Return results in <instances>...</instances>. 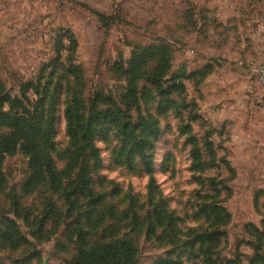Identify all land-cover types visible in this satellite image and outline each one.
<instances>
[{
	"label": "rangeland",
	"instance_id": "obj_1",
	"mask_svg": "<svg viewBox=\"0 0 264 264\" xmlns=\"http://www.w3.org/2000/svg\"><path fill=\"white\" fill-rule=\"evenodd\" d=\"M222 20L227 26L219 25ZM151 46H168L171 52L166 85L174 74H185V90L171 96V102L153 92L140 96L139 108L131 109L135 117L140 112L158 121L152 153L160 197L185 232L202 225L197 212L205 200L224 206L229 221L223 227L220 257L231 264H250L252 244L258 242L250 225L264 229V104L257 109L250 100L251 69L264 65V0H0V76L13 95L33 83L41 94L32 87V100L43 96L51 81L50 101L57 103L59 115L58 150L69 141L63 110L70 78L55 74L56 65L73 59L83 70L85 95L104 91L119 100L126 81L116 75L115 64ZM208 63L213 71L203 78ZM233 104L247 107L252 123L233 125L230 119L240 110ZM96 135L102 158L97 174L108 179L101 182L113 192L108 200L118 213L126 204L120 203L123 194L147 201L149 176L139 159L134 157L130 165L120 157L123 165L116 163L118 134L103 129ZM188 135L198 139L205 172L193 169ZM3 172L7 184L0 194V227H8L7 219L15 220L23 239L17 249H0V264H68L76 249L64 233L63 220L55 222L53 215L39 230L50 188L24 194L28 158L22 153L7 157ZM200 176L208 180V198ZM54 199L64 208V201L56 195ZM14 203H20L19 216ZM27 210L31 220L25 219ZM140 232L133 238L141 248V264H161L168 258L175 264H202L187 252L179 258L183 242H156L146 230ZM100 238L101 229L88 235L92 241Z\"/></svg>",
	"mask_w": 264,
	"mask_h": 264
},
{
	"label": "trees",
	"instance_id": "obj_2",
	"mask_svg": "<svg viewBox=\"0 0 264 264\" xmlns=\"http://www.w3.org/2000/svg\"><path fill=\"white\" fill-rule=\"evenodd\" d=\"M207 67L210 70L202 72L203 78L213 71L211 63ZM171 68L172 56L168 46H151L134 51L127 62L115 64L116 75L126 81L117 100L104 91L85 95L83 70L73 59L56 65L54 73L60 72L64 78H70L67 86L69 100L63 110L69 141L62 150H58L56 143L59 115L57 103L50 101L51 81L45 86L43 96L32 100L29 91L35 86L33 83H26L22 92L13 95L0 76V194L7 184L3 172L6 158L22 153L28 158L24 194L31 195L45 186L51 190L39 230L43 231L54 215L55 222L63 220L64 233L74 242L76 254L68 264H141V248L133 238V234L140 230H146L147 237L155 238L156 242L172 245L183 242L185 250L180 252L179 258L187 252L189 257L200 260L202 264H231L228 259L221 258L219 252L223 227L229 221L225 207L207 199L199 205L197 212L202 225L186 232L179 229L166 199L160 197L153 175L152 142L159 136L158 121L140 112L135 117L131 110L134 106L139 108L140 96H153L155 92L161 100L171 102V96L184 92V73L174 74L172 83L165 84ZM33 90L41 94L35 87ZM103 129L118 134L121 146L115 162L123 165L120 157H126L131 165L133 158L137 157L140 169L149 176L147 201L142 202L132 193L123 194L120 203L126 201V204L120 213L117 205L108 200L109 196L113 198V192L103 187L108 179L97 174L102 158L96 134ZM186 131H191V128L187 127ZM188 143L191 145L193 169L205 172L206 161L198 139L188 135ZM56 155L63 162L62 167L58 165ZM198 179L202 181V189L208 198L209 191L205 189L208 180L202 176ZM55 195L64 201V208L57 205ZM14 204V212L19 216L20 203ZM26 212L25 219L31 220L29 210ZM7 221V228L0 227V249L14 250L19 247L23 236L15 220ZM250 226L258 240L252 244L255 254L250 264H264V229L253 224ZM99 229L100 241L89 240L90 231ZM123 229L130 231L123 232ZM161 264L175 263L168 258L163 259Z\"/></svg>",
	"mask_w": 264,
	"mask_h": 264
},
{
	"label": "built area",
	"instance_id": "obj_3",
	"mask_svg": "<svg viewBox=\"0 0 264 264\" xmlns=\"http://www.w3.org/2000/svg\"><path fill=\"white\" fill-rule=\"evenodd\" d=\"M251 85V105L258 109L264 104V65H258L253 69Z\"/></svg>",
	"mask_w": 264,
	"mask_h": 264
},
{
	"label": "crops",
	"instance_id": "obj_4",
	"mask_svg": "<svg viewBox=\"0 0 264 264\" xmlns=\"http://www.w3.org/2000/svg\"><path fill=\"white\" fill-rule=\"evenodd\" d=\"M219 25L220 26H227V22L226 21H220L219 22ZM230 57H228V59H229ZM227 61V60H226ZM254 69V68H253ZM253 69H251V74H250V80H251V77H252V74H253ZM230 73H233L232 71H230ZM248 83H249V81H248ZM248 86H249V84H248ZM250 87V86H249ZM251 90V89H250ZM237 105V106H236ZM236 105H232V107L233 108H237L239 111H238V117H236V116H233V117H231V119L230 120H232V124L233 125H235V122L237 123V122H240V124L242 125V126H245V124L246 123H252L251 121L253 120V119H251L252 118V116H251V114L249 113V109H247V107H245L244 105H238V104H236ZM251 112V111H250ZM263 114V113H262ZM253 115V114H252ZM224 119H225V117H224ZM255 119H256V117H255Z\"/></svg>",
	"mask_w": 264,
	"mask_h": 264
}]
</instances>
